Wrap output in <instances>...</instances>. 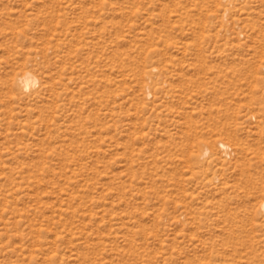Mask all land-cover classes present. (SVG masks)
<instances>
[{"label": "rangeland", "instance_id": "1", "mask_svg": "<svg viewBox=\"0 0 264 264\" xmlns=\"http://www.w3.org/2000/svg\"><path fill=\"white\" fill-rule=\"evenodd\" d=\"M263 205L264 0H0V264H264Z\"/></svg>", "mask_w": 264, "mask_h": 264}, {"label": "bare ground", "instance_id": "2", "mask_svg": "<svg viewBox=\"0 0 264 264\" xmlns=\"http://www.w3.org/2000/svg\"><path fill=\"white\" fill-rule=\"evenodd\" d=\"M34 77V76H33ZM34 78H32L31 76H30V74H28V75H26L25 77H24V81H25V83L24 84H26V85H28L30 82H34ZM22 81V80H21ZM221 146V148L223 149V150H226L227 148H228V145H226V144H224V143H222V145H220ZM263 207H264V205H263Z\"/></svg>", "mask_w": 264, "mask_h": 264}]
</instances>
